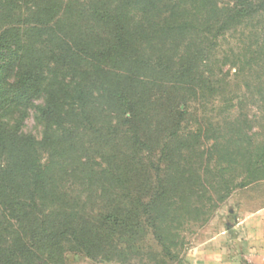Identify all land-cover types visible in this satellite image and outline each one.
<instances>
[{
  "label": "trees",
  "instance_id": "trees-1",
  "mask_svg": "<svg viewBox=\"0 0 264 264\" xmlns=\"http://www.w3.org/2000/svg\"><path fill=\"white\" fill-rule=\"evenodd\" d=\"M217 2L0 0V264H64L67 245L94 258L140 217L174 261L179 220L207 222L217 207L203 199L216 177L219 203L264 179V142L252 149L240 128L183 134L181 105L213 90L205 51L184 38L264 15V0ZM31 111L39 140L22 131ZM156 150L163 166H147L143 152ZM92 201L104 204L97 222Z\"/></svg>",
  "mask_w": 264,
  "mask_h": 264
},
{
  "label": "rangeland",
  "instance_id": "rangeland-1",
  "mask_svg": "<svg viewBox=\"0 0 264 264\" xmlns=\"http://www.w3.org/2000/svg\"><path fill=\"white\" fill-rule=\"evenodd\" d=\"M217 1L219 8H224L232 0ZM207 35L206 33L190 34L182 41L185 46L188 40H193L198 50L205 51L203 58L198 60L199 71L204 81L207 80V83H211L213 87V90L204 88L205 86L198 88L197 96L184 101L187 102L186 106L181 105L185 111L181 123L183 128L186 127L183 134L189 131L196 132L197 128H201L203 132L206 129L220 131L219 136L231 133L235 136L238 127L242 131L243 139L250 142L252 149L255 150L264 142V96L259 94L260 89H264L262 68L264 15L245 20L235 28L217 36L213 26L211 33ZM181 52L182 49L179 50V53ZM258 56H262V60L257 65L254 60ZM22 131L37 140L41 138L42 127L35 122L33 111L24 121ZM205 141L202 138L199 142L204 144L201 149L205 148ZM142 157L147 166H151V161L155 167L157 164L163 166L162 163L160 164L158 150L149 154L144 151ZM211 167L212 174H218L214 162ZM155 171L156 169L151 171L152 182L158 178ZM235 174V179L239 182L242 175L239 172ZM231 177L232 175L226 174V181ZM219 181L220 179L216 177V184L213 185L215 189L208 188L203 198L207 199L208 196L212 198L211 203L206 200L207 206L217 205L210 212L207 222L186 218L179 220L181 225L177 229L176 247L171 249L176 255V260H170L162 252L161 245L154 238L150 226L144 223L145 218L140 217L141 226L137 228L133 237L129 233L127 236L116 234L105 237L97 254L93 252L94 258L87 256L86 252L79 248L73 250L72 246H65L64 264H188L192 248L205 242L210 236L225 231L228 232L230 239L241 238L248 226L253 230H260L259 225L261 228L264 227V179L244 188L231 190L222 203H219L218 198L225 193L226 187H218ZM135 189L137 191H131L133 198L141 197L142 203H146L149 195L141 188ZM103 205L92 201L85 213L88 211L97 222L98 215L103 211L101 210Z\"/></svg>",
  "mask_w": 264,
  "mask_h": 264
},
{
  "label": "crops",
  "instance_id": "crops-1",
  "mask_svg": "<svg viewBox=\"0 0 264 264\" xmlns=\"http://www.w3.org/2000/svg\"><path fill=\"white\" fill-rule=\"evenodd\" d=\"M259 226L246 227L241 238L230 239L225 231L206 238L192 248L188 264H264V227Z\"/></svg>",
  "mask_w": 264,
  "mask_h": 264
}]
</instances>
